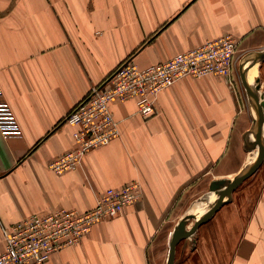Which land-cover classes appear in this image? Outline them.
I'll use <instances>...</instances> for the list:
<instances>
[{"label": "crops", "instance_id": "1", "mask_svg": "<svg viewBox=\"0 0 264 264\" xmlns=\"http://www.w3.org/2000/svg\"><path fill=\"white\" fill-rule=\"evenodd\" d=\"M226 34L238 42L228 75L179 79L157 93L151 116L136 112L135 99L111 102L119 135L78 168L48 167L75 146L78 126L65 116L123 62L160 63ZM253 51L264 52V0H0V252L2 226L35 212L86 211L106 188L139 180L140 199L45 264H165L171 214L206 212L188 206L189 196L232 180L261 153L244 140L256 117L240 60ZM244 67L250 84L257 72L264 100V58L248 56ZM173 264H264V157L179 241Z\"/></svg>", "mask_w": 264, "mask_h": 264}, {"label": "built area", "instance_id": "2", "mask_svg": "<svg viewBox=\"0 0 264 264\" xmlns=\"http://www.w3.org/2000/svg\"><path fill=\"white\" fill-rule=\"evenodd\" d=\"M237 46V40L226 34L177 52L160 63L140 67L131 60L123 62L65 116V122L78 126L75 146L50 161L48 167L55 173L78 168L89 150L106 145L119 135V122L111 112V102L135 99L136 112L150 116L156 111L157 93L179 79L228 75ZM3 110L0 101V114ZM141 196V182L132 180L106 188L86 211L58 208L35 212L2 226L4 249L0 252V264H45L52 253L76 244L94 224L117 216L125 205Z\"/></svg>", "mask_w": 264, "mask_h": 264}, {"label": "water", "instance_id": "3", "mask_svg": "<svg viewBox=\"0 0 264 264\" xmlns=\"http://www.w3.org/2000/svg\"><path fill=\"white\" fill-rule=\"evenodd\" d=\"M248 56H255L264 58V52L253 51L246 54L240 60V78L242 83L245 87L247 96L250 100V105L255 112L256 118L253 120V124L250 130L244 135L245 140V148L252 149L256 145L262 146L261 153L256 160L249 163L245 166L240 172H238L232 180L220 178L214 179L209 184V189L214 191L216 194L219 195V198L216 202L210 206V208L195 222L193 226L188 228V216L183 217L178 224L172 230V236L168 242V254H167V264H173L174 262V253H175V246L179 243V241L187 236H190L196 228L202 224L203 222L207 221L213 213L226 201L230 199L232 191L251 173L253 172L257 166L260 165L261 161L264 157V137L260 136V128L264 122V100L259 99V95L257 90L260 87V80L258 75L254 76V88L248 82L247 73L244 67V60ZM255 131V138L253 140L249 139V134L251 131Z\"/></svg>", "mask_w": 264, "mask_h": 264}, {"label": "rangeland", "instance_id": "4", "mask_svg": "<svg viewBox=\"0 0 264 264\" xmlns=\"http://www.w3.org/2000/svg\"><path fill=\"white\" fill-rule=\"evenodd\" d=\"M254 83L255 82H254V79H253L252 82H251V85H252L253 88H254ZM245 92H246V90H245ZM246 95H247V93H246ZM251 109H252V107H251ZM255 117H256V115H255ZM251 118H254V117L251 116ZM252 124H253V121H252ZM252 124H251V126H252ZM257 153H258V151L256 149V154H255V158L256 159H257V156H258ZM202 188H201L203 190L202 192L200 190H197V191H195L194 195L193 194L190 195L189 196V200H188V202L186 204H188V206L190 205V207L196 205V207H198L200 210L203 211V209L209 208L212 205V202L219 198V195L215 194L214 191H213V193H214V196H213V194L210 192V190L208 189V187L206 185L204 187H202ZM203 212H202V214H199V215L194 214V213L193 214L189 213L188 210L184 211L183 213H178V214H174L173 213V214H171V217H172L171 223H176L177 221L179 222L183 217H185L186 215H189L187 223H188L189 227H192L193 223L195 222V220L200 218L201 215H203L205 213V212L204 213ZM178 222H177V224H178ZM169 237H170V235H169ZM169 237H168V239H169ZM167 249H168V242L164 244L163 258H165V259L167 257ZM165 264H167V260H165Z\"/></svg>", "mask_w": 264, "mask_h": 264}, {"label": "bare ground", "instance_id": "5", "mask_svg": "<svg viewBox=\"0 0 264 264\" xmlns=\"http://www.w3.org/2000/svg\"><path fill=\"white\" fill-rule=\"evenodd\" d=\"M256 74H257V72L254 71V72L251 74V78L254 79V76H255ZM251 111H252V114H255V112H254L253 109H252ZM252 133H255V131L253 130V131L250 132V137H249L250 139H251V134H252ZM251 140H252V139H251ZM251 154H254V153L252 152ZM253 161H254V160H252L251 162H253Z\"/></svg>", "mask_w": 264, "mask_h": 264}]
</instances>
